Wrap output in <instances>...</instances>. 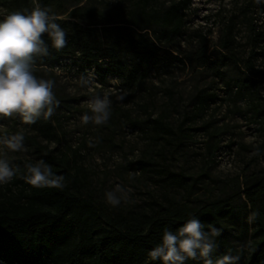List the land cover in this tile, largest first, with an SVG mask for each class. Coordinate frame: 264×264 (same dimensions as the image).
I'll return each instance as SVG.
<instances>
[{"label": "rangeland", "instance_id": "374dc122", "mask_svg": "<svg viewBox=\"0 0 264 264\" xmlns=\"http://www.w3.org/2000/svg\"><path fill=\"white\" fill-rule=\"evenodd\" d=\"M171 1L148 0L147 9ZM35 4V0H0V20L14 10H31ZM142 4V0H52L47 8L57 15V23L64 31L69 26L67 22L82 26L88 21H115L87 26L92 27L88 33L93 45L105 47L115 37L109 27L122 25L120 19H138ZM75 7L88 10L81 18H73L71 11ZM228 22L233 25L236 47L246 55L249 27L255 25L256 30L264 31V0H192L183 29L166 40L164 60L134 82L112 73L103 84L99 83L79 53L76 58L62 57L52 67L37 66L38 77L55 81L53 91L59 106L50 119L40 118V122L53 125L55 136L40 133L19 117L0 119V139L18 131L25 137L26 151L11 152L0 145L10 166L13 168L19 161L36 164L49 151L64 157L65 171L73 173L76 167L83 168L81 192L92 196L104 217L149 213L157 209L154 202L166 206L165 197L176 199L178 206L191 211L233 204L234 218L225 216L215 223H206L205 230L209 225L219 229L222 237L247 256L257 222L249 221L251 206L238 191L242 181L252 180L264 168L258 122L250 116L246 102L236 101L224 84L225 80L236 78L239 71L223 60L213 67L199 66L196 54L205 43L211 46L218 42ZM258 47L261 52L255 67L264 70V42ZM115 62L135 64L125 54ZM89 73H93V83L81 86L80 77ZM255 87L256 98L264 101V84ZM199 91L213 94V100L197 106L195 97ZM95 95H108L112 101L111 117L105 125H85L81 121L85 113L91 115L88 101ZM120 96L123 98L118 99ZM159 117L167 125L166 133L159 132L160 136L152 122ZM257 148L260 154L252 155ZM139 160L149 161L151 168L167 167L180 172L193 184L192 194L183 198L182 189L161 183L150 169L138 168ZM5 185H0V198ZM117 185L127 190V197L113 207L106 202L105 193Z\"/></svg>", "mask_w": 264, "mask_h": 264}, {"label": "trees", "instance_id": "16d2710c", "mask_svg": "<svg viewBox=\"0 0 264 264\" xmlns=\"http://www.w3.org/2000/svg\"><path fill=\"white\" fill-rule=\"evenodd\" d=\"M35 1L36 4L47 7L52 0ZM142 1L138 19H120L122 25L109 27L115 37L105 47L93 45L88 33L92 27L87 26L115 24V21H88L82 26L67 22V43L59 51L52 48L51 41L45 35L49 55L38 58L37 66L52 67L62 57L76 58L79 53L88 61L101 84L112 73L131 82L146 75L164 60L163 47L168 46L166 40L177 36L183 29L192 0H172L168 5L150 9H147L148 0ZM86 10L88 9L84 7H75L71 11V17L81 18ZM88 14L91 17V13ZM232 30L233 25L228 22L223 27L218 42L211 46L207 43L202 45L196 53L199 56V66L213 67L217 61L223 60L239 71L236 78L231 81L227 79L224 84L236 101L246 102L250 116L258 122L261 144L264 146V101L256 98L255 87L258 83L264 84V70L255 67L261 52L258 45L264 42V31L256 30L255 25L249 27V49L243 55L236 47ZM122 54L133 59L135 64L116 63ZM81 69L83 70L82 67ZM249 74L259 79H254ZM213 97L211 93L199 91L195 102L197 106H201L212 101ZM152 122L158 136L159 132L166 133L167 125L160 117ZM31 126L46 136H55L53 125L47 121L40 122L38 119ZM43 160L51 165L55 174L64 177L65 186L63 189L34 188L23 179L27 175L25 165L20 161L14 164L13 168L19 171L4 186L0 198V264H162L159 260H151L148 253L161 242L166 227L175 231L192 217L198 218L203 224L215 223L225 216L235 217V208L230 203L191 211L178 206L176 199L168 197H165L166 206L154 202L157 209L153 208L149 213L133 216L117 213L104 217L92 196L81 192L82 167H76L73 173L65 171L62 166L64 157L53 155L51 151L43 155ZM151 165L147 160L137 162L138 168L155 172L161 183L173 189H182L185 192L183 198L192 194L193 184L183 174L167 167L151 168ZM241 184L243 186L238 191L239 195L244 194L251 212L257 213L250 253L245 256L225 237L219 235L216 237L218 247L212 254V259L231 254L239 256L237 264H264V168L252 180L245 179ZM186 264H203V261L188 260Z\"/></svg>", "mask_w": 264, "mask_h": 264}, {"label": "clouds", "instance_id": "9594fccd", "mask_svg": "<svg viewBox=\"0 0 264 264\" xmlns=\"http://www.w3.org/2000/svg\"><path fill=\"white\" fill-rule=\"evenodd\" d=\"M257 3L260 0H256ZM58 17L50 8L35 4L31 10H14L0 20V119L19 117L24 124L31 125L43 117L50 119L60 101L53 91L55 81L38 77L37 59L49 55V46L44 36L57 51L66 46V33L57 23ZM93 83V73L80 77L81 86ZM120 96L118 99H122ZM112 101L108 95H95L88 101L91 115L81 117L83 124L105 125L111 117ZM22 131L0 139V145L11 152L26 151ZM259 149L252 155H259ZM26 183L34 188H64V177L53 172L51 165L40 160L25 165ZM19 169L10 166L6 153L0 149V185L8 184ZM127 197V190L117 185L105 193L106 202L119 206ZM252 213L249 221L255 219ZM220 230L205 225L196 217L184 222L175 231L165 228L162 240L148 255L151 260L162 264H186L188 260L200 259L203 264H237L239 256L225 254L213 260L217 250L216 237Z\"/></svg>", "mask_w": 264, "mask_h": 264}]
</instances>
